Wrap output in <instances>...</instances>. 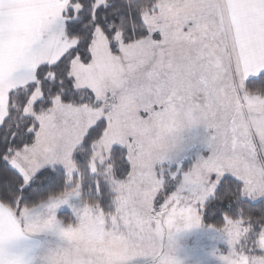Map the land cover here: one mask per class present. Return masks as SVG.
Returning <instances> with one entry per match:
<instances>
[{
    "label": "snow or ice",
    "instance_id": "6c2138e0",
    "mask_svg": "<svg viewBox=\"0 0 264 264\" xmlns=\"http://www.w3.org/2000/svg\"><path fill=\"white\" fill-rule=\"evenodd\" d=\"M208 215L264 264V0H0V264H181Z\"/></svg>",
    "mask_w": 264,
    "mask_h": 264
},
{
    "label": "rangeland",
    "instance_id": "374dc122",
    "mask_svg": "<svg viewBox=\"0 0 264 264\" xmlns=\"http://www.w3.org/2000/svg\"><path fill=\"white\" fill-rule=\"evenodd\" d=\"M202 136L207 135V130L202 126L200 128ZM200 154L207 155L208 149L202 148ZM195 163V158H188L184 160L183 165L187 170ZM167 194H170L167 193ZM61 212H68L73 216L72 210L69 205H63L56 211V216ZM34 218L35 215H34ZM43 218V216H41ZM51 237L55 238L54 241L40 240L41 245L35 252V260L33 264H47V256L59 249L65 243L56 231H45ZM175 256L181 264H223L220 255L227 254L229 248L225 237L214 229H205L200 227L193 229H186L178 233L175 237ZM130 264H150L145 258H137L130 262Z\"/></svg>",
    "mask_w": 264,
    "mask_h": 264
},
{
    "label": "trees",
    "instance_id": "16d2710c",
    "mask_svg": "<svg viewBox=\"0 0 264 264\" xmlns=\"http://www.w3.org/2000/svg\"><path fill=\"white\" fill-rule=\"evenodd\" d=\"M56 190L58 189H51L50 191H56ZM50 191L46 190L40 193L39 196H29L26 198L25 203L28 206H38L43 200L47 199L48 195L50 194ZM105 197H106V192H105ZM57 218L64 223H68L72 221L73 216L68 212H61L57 215ZM202 226L205 229L211 228V229L216 230L217 228L223 226L222 217L211 216V215L205 216L203 217V220H202Z\"/></svg>",
    "mask_w": 264,
    "mask_h": 264
},
{
    "label": "crops",
    "instance_id": "0c3cea01",
    "mask_svg": "<svg viewBox=\"0 0 264 264\" xmlns=\"http://www.w3.org/2000/svg\"><path fill=\"white\" fill-rule=\"evenodd\" d=\"M42 239L45 241L50 240L46 242L49 243L51 241H54L55 238L51 237L45 232L30 234V239L21 242L19 246V250L26 254V258L30 261V264H33V261L35 260V252L39 249V246L41 245L40 240Z\"/></svg>",
    "mask_w": 264,
    "mask_h": 264
}]
</instances>
